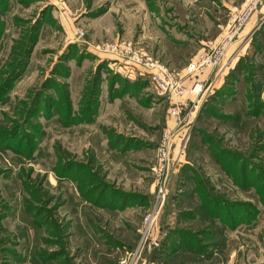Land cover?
<instances>
[{
	"label": "rangeland",
	"instance_id": "rangeland-1",
	"mask_svg": "<svg viewBox=\"0 0 264 264\" xmlns=\"http://www.w3.org/2000/svg\"><path fill=\"white\" fill-rule=\"evenodd\" d=\"M243 1L0 0V264H123L144 218L158 212L155 230L179 192L190 207L188 194L224 200L204 208L249 226L264 217V6L205 78L161 204L157 148L173 105L95 51L132 43L189 87L200 49Z\"/></svg>",
	"mask_w": 264,
	"mask_h": 264
},
{
	"label": "built area",
	"instance_id": "built-area-1",
	"mask_svg": "<svg viewBox=\"0 0 264 264\" xmlns=\"http://www.w3.org/2000/svg\"><path fill=\"white\" fill-rule=\"evenodd\" d=\"M263 6L264 0H244L240 6L231 9L228 21L221 27V32L216 42L214 44H205L200 49L198 61L192 71L197 79L194 77V81L189 87L179 75L160 64L145 51L134 49L132 43L127 42L123 45L117 43L103 44L95 49L97 53L113 56L121 64L130 67L124 71V74L130 77H134L135 74L141 77L146 75L149 88L157 95L169 99L173 105L171 114L175 121V126L173 129L169 127L163 129V134L157 148L158 164L154 175L157 198L154 205L163 203L162 201L166 196L165 188L173 172L171 166L175 167L179 163L180 157L184 154L194 119L197 117L198 111L203 104V95L207 81L206 79L200 80L198 76L205 72L214 71V69L218 70L225 64L227 52L231 45L239 39L246 24L257 16V12ZM262 21H264V17ZM132 68L137 70L133 71ZM195 72H198V74ZM186 107H188L187 113H182ZM189 110L194 112L192 117H189ZM177 138L179 139V143L173 152L172 149ZM171 154L173 155L172 157ZM157 213L153 217L148 215L144 218L143 227L149 224V230H145L143 245L137 247V250L140 252L132 254L128 252L123 264H138V262L143 264L144 258L142 255H145L151 247L157 245V234L155 230L150 231L152 221L157 219ZM147 241L151 247L149 244L146 245Z\"/></svg>",
	"mask_w": 264,
	"mask_h": 264
},
{
	"label": "crops",
	"instance_id": "crops-1",
	"mask_svg": "<svg viewBox=\"0 0 264 264\" xmlns=\"http://www.w3.org/2000/svg\"><path fill=\"white\" fill-rule=\"evenodd\" d=\"M207 75L209 72L198 78L203 80ZM182 187L186 192L189 185ZM181 194L187 197L184 192L177 193L173 198L175 205L171 197L166 200L155 229L157 245L145 253L143 264H264L263 216L257 215L249 226L243 214H230L223 209L217 215L204 208L213 203L225 205L224 200L195 198L187 193L190 207L179 204Z\"/></svg>",
	"mask_w": 264,
	"mask_h": 264
},
{
	"label": "trees",
	"instance_id": "trees-1",
	"mask_svg": "<svg viewBox=\"0 0 264 264\" xmlns=\"http://www.w3.org/2000/svg\"><path fill=\"white\" fill-rule=\"evenodd\" d=\"M17 72V70H16ZM1 89H8V86L4 85ZM5 90L2 91V93H4Z\"/></svg>",
	"mask_w": 264,
	"mask_h": 264
}]
</instances>
